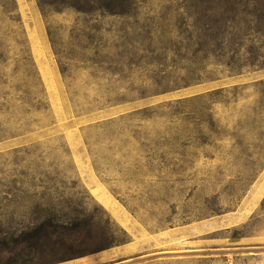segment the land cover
<instances>
[{"label": "rangeland", "instance_id": "obj_1", "mask_svg": "<svg viewBox=\"0 0 264 264\" xmlns=\"http://www.w3.org/2000/svg\"><path fill=\"white\" fill-rule=\"evenodd\" d=\"M0 0V264H264V0Z\"/></svg>", "mask_w": 264, "mask_h": 264}, {"label": "trees", "instance_id": "obj_2", "mask_svg": "<svg viewBox=\"0 0 264 264\" xmlns=\"http://www.w3.org/2000/svg\"><path fill=\"white\" fill-rule=\"evenodd\" d=\"M39 2L43 4L42 0H39Z\"/></svg>", "mask_w": 264, "mask_h": 264}]
</instances>
